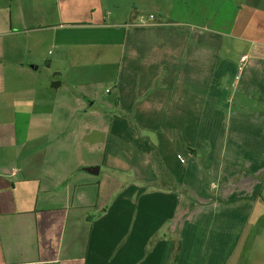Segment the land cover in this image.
<instances>
[{
    "label": "crops",
    "instance_id": "crops-1",
    "mask_svg": "<svg viewBox=\"0 0 264 264\" xmlns=\"http://www.w3.org/2000/svg\"><path fill=\"white\" fill-rule=\"evenodd\" d=\"M254 1L0 0V264H264Z\"/></svg>",
    "mask_w": 264,
    "mask_h": 264
},
{
    "label": "rangeland",
    "instance_id": "rangeland-1",
    "mask_svg": "<svg viewBox=\"0 0 264 264\" xmlns=\"http://www.w3.org/2000/svg\"><path fill=\"white\" fill-rule=\"evenodd\" d=\"M236 1H237V0H234V2H236ZM239 1H243V0H239ZM245 1H247V0H245ZM248 1H251L252 3H254V4L257 5V2H255L254 0H248ZM257 1H258V0H257ZM212 8H214V9L212 10V12H214V11H215V8H217L216 4L213 5ZM187 11H188V10H184L185 15H186ZM220 11L223 12V11H224V8L222 7V8L220 9ZM228 11H229V18H231V15H232V8H231V7H228ZM223 13H224V14H227L226 11H224ZM244 13H245V17L247 18V17L249 16L248 9L245 10ZM227 16H228V15H227ZM247 20H248V19H247ZM213 27H217V25L214 24ZM134 129L136 130V127H134ZM202 156H203L202 154H198V161L201 160ZM175 170L178 171L179 169H178V168H175ZM262 224H264V223L262 222Z\"/></svg>",
    "mask_w": 264,
    "mask_h": 264
},
{
    "label": "built area",
    "instance_id": "built-area-1",
    "mask_svg": "<svg viewBox=\"0 0 264 264\" xmlns=\"http://www.w3.org/2000/svg\"><path fill=\"white\" fill-rule=\"evenodd\" d=\"M154 22V16H143L142 18H141V21H140V23L141 24H143V25H150V24H152ZM244 59H246V57H244ZM13 171V173L12 174H15L14 172H15V170H12Z\"/></svg>",
    "mask_w": 264,
    "mask_h": 264
}]
</instances>
